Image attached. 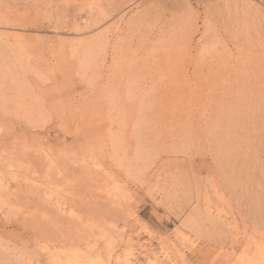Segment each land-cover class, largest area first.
Masks as SVG:
<instances>
[{"label": "rangeland", "instance_id": "1", "mask_svg": "<svg viewBox=\"0 0 264 264\" xmlns=\"http://www.w3.org/2000/svg\"><path fill=\"white\" fill-rule=\"evenodd\" d=\"M0 264H264V0H0Z\"/></svg>", "mask_w": 264, "mask_h": 264}]
</instances>
